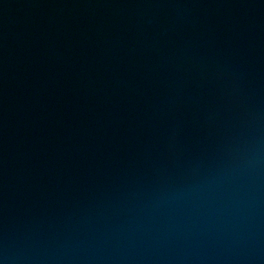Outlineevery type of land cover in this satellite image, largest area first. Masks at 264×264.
Segmentation results:
<instances>
[{"label":"water","instance_id":"water-1","mask_svg":"<svg viewBox=\"0 0 264 264\" xmlns=\"http://www.w3.org/2000/svg\"><path fill=\"white\" fill-rule=\"evenodd\" d=\"M0 264H264V0H0Z\"/></svg>","mask_w":264,"mask_h":264}]
</instances>
